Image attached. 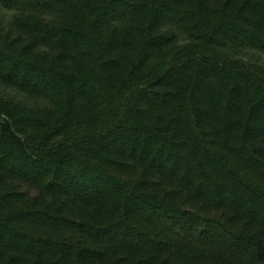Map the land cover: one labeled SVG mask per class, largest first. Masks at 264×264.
Wrapping results in <instances>:
<instances>
[{"label": "trees", "instance_id": "obj_1", "mask_svg": "<svg viewBox=\"0 0 264 264\" xmlns=\"http://www.w3.org/2000/svg\"><path fill=\"white\" fill-rule=\"evenodd\" d=\"M264 0H0V264H264Z\"/></svg>", "mask_w": 264, "mask_h": 264}, {"label": "rangeland", "instance_id": "obj_2", "mask_svg": "<svg viewBox=\"0 0 264 264\" xmlns=\"http://www.w3.org/2000/svg\"><path fill=\"white\" fill-rule=\"evenodd\" d=\"M248 55H259V56H261L262 58H264V55H262V54H259L258 52H256V51H252V50H250V51H248Z\"/></svg>", "mask_w": 264, "mask_h": 264}]
</instances>
